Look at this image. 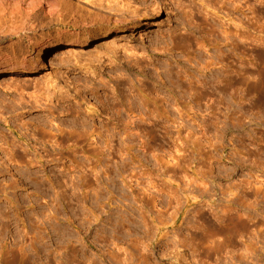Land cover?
<instances>
[{
    "label": "rangeland",
    "instance_id": "374dc122",
    "mask_svg": "<svg viewBox=\"0 0 264 264\" xmlns=\"http://www.w3.org/2000/svg\"><path fill=\"white\" fill-rule=\"evenodd\" d=\"M116 1L0 0V244L23 218L39 264L83 233L57 264L150 240L147 264H264V0Z\"/></svg>",
    "mask_w": 264,
    "mask_h": 264
},
{
    "label": "bare ground",
    "instance_id": "6f19581e",
    "mask_svg": "<svg viewBox=\"0 0 264 264\" xmlns=\"http://www.w3.org/2000/svg\"><path fill=\"white\" fill-rule=\"evenodd\" d=\"M108 1V0H107ZM115 0H113V2H114ZM121 1H123V0H121ZM118 0L115 2L116 4H114V5H117L118 4ZM124 2V1H123ZM122 3V2H121ZM121 3H120V5H121ZM125 4V3H124ZM37 6V4L34 2V1H32V2H28V4H27V10H26V15L27 16H32V14H33V12L35 11V7ZM47 8H49L48 9V11H49V13H53V12H57L56 11V9H58V5L56 4V2L55 3H51V2H49V1H47ZM120 10V11H119ZM119 10L117 9V13H119V14H117L118 16H121V17H119L118 19L117 18H114L115 19V22H121V23H123L124 21H126V18L124 17V14H122V13H124L126 10H125V7L123 6V5H121V7L119 8ZM153 10H155V8L153 9ZM157 10V9H156ZM155 10V11H156ZM154 12V11H153ZM57 14H58V12H57ZM134 14V13H133ZM133 17H135L134 15H133ZM51 26V25H50ZM18 31H20L19 33H18ZM27 31H28V28L27 27H23V28H20L19 30H15L14 32L12 31V32H10V34H8V35H10L9 36V38L10 39H13L14 37H17L18 35H24V34H26L27 33ZM18 33V34H17ZM17 34V35H16ZM8 38V39H9ZM4 122H7V120L6 119H4ZM2 121L0 120V124L2 125ZM9 127V129L12 131V132H14V133H17V138L18 139H20V140H25L26 142H27V140H26V137H29L31 134H29L28 136H24V133L22 132V133H18V132H21V130L22 129H25V131H27L28 129H30L29 127H27L26 126V123H25V125L24 124H20V125H16V126H8ZM37 127V126H36ZM36 127H34V128H36ZM44 127V126H43ZM33 127H31V129H32ZM42 128V126L40 127V129ZM44 131L46 130L45 128L43 129ZM28 131H30V130H28ZM27 131V132H28ZM43 132V131H42ZM46 132V131H45ZM32 136V135H31ZM1 137V136H0ZM6 138V137H5ZM32 138H34V137H32ZM4 139V136H3V138H2V140ZM7 139V138H6ZM16 139V138H15ZM30 139V138H29ZM37 139V138H36ZM36 139H34V140H36ZM2 140H0V141H2ZM5 140V139H4ZM19 140V141H20ZM5 143H9V144H11L9 141H7V140H5L4 141ZM14 142V141H13ZM16 142V141H15ZM21 142V141H20ZM19 142V143H20ZM35 142V141H34ZM37 142H38V140H37ZM40 142V141H39ZM29 143V142H28ZM4 144V143H3ZM2 144V145H3ZM9 144H8V146H9ZM22 144H23V142H22ZM39 144V143H38ZM42 144V143H41ZM1 145V143H0V150L2 149V147L3 146H5V145H3L2 146ZM17 145V147H18V144H16ZM19 145H21V144H19ZM29 145H32V144H29ZM35 145V144H34ZM34 145H32V146H34ZM40 145V144H39ZM42 146V145H41ZM14 147H16V146H14L13 145V148ZM30 147V146H29ZM36 146H34V148H35ZM31 149H32V147H30ZM41 148V147H40ZM3 149H4V147H3ZM8 149V148H7ZM7 149H6V151H7ZM10 149H11V147H10ZM19 149H21V148H19ZM9 150V149H8ZM22 150H24V149H22ZM21 150V151H22ZM29 150V149H28ZM33 150V149H32ZM12 151V150H11ZM25 151V150H24ZM35 151V150H34ZM5 152V151H4ZM28 152V151H27ZM2 153V152H1ZM4 155H5V153H3ZM13 154H14V152H13ZM23 154H25V152L23 153ZM9 155H11V158H12V154L10 153ZM6 156V155H5ZM28 156V155H27ZM2 157V156H1ZM9 159H11L10 158V156L8 157ZM20 158V157H19ZM41 158V157H40ZM2 159V158H1ZM8 159V160H9ZM31 158H29V160H30ZM5 160V159H4ZM12 160V159H11ZM41 160V159H40ZM25 161L27 162V160H26V157H25ZM5 162V161H4ZM4 162L3 163H0V174H3V172L4 171H11V169H12V167L10 166V165H8V163L7 162H5V163H7V164H4ZM32 162H33V160H32ZM37 162V161H36ZM40 162V161H39ZM21 163V162H20ZM16 164V163H15ZM26 164V163H25ZM12 165V164H11ZM21 166V165H20ZM15 167V166H14ZM17 167V166H16ZM40 167H41V165H40ZM42 167H44L43 166V163H42ZM20 168V167H19ZM16 169H18V168H16ZM17 171V170H16ZM20 174H22V172H20ZM11 175V174H10ZM25 176V175H24ZM20 177V176H19ZM25 178V177H24ZM14 182V181H13ZM13 182H12V184H13ZM2 184V183H1ZM11 184V183H10ZM9 183H4L3 185H2V189H1V192H2V197L6 200V202H8L9 203V201L10 200H12V198H14L13 197V192H12V190H11V187L14 185V184H16V183H14L13 185H10ZM17 186H15L14 188H16ZM0 188H1V186H0ZM13 188V187H12ZM201 194V193H200ZM195 195V199H197L196 197H198V195H199V193H198V195L196 196V194H194ZM194 195H192V197L194 196ZM202 195V194H201ZM94 196H99L98 194L96 195H94ZM189 198V197H188ZM198 201V200H197ZM11 202V201H10ZM197 205V204H196ZM201 205V203L198 201V206H200ZM193 206V205H192ZM195 206V205H194ZM197 206V208L196 207H192V210L196 213V214H199V216H200V214L204 217V214H205V212L203 211V209L202 208H200V207H198ZM165 209H166V207H165ZM185 210H187V209H181V208H179L178 207V209L175 211L176 212V217H175V220H174V222H173V224L171 225V227L170 228H176V227H178V228H181L182 227V225H183V223L184 222H186L185 220H184V214H185ZM189 211V210H188ZM209 211V213H210V225L212 226V235H211V245H210V247H209V250H210V252L211 253H213V254H215L216 253V251H217V248H218V245H219V242H218V238H217V235L220 233V232H222L221 231V227H220V224H221V219H223L222 217H221V215H219L220 213H219V211L217 212V210L216 209H211V212H210V210H208ZM229 211V210H228ZM208 213V212H207ZM228 213V212H227ZM96 217V216H95ZM226 217H227V214H226ZM228 217H229V214H228ZM227 217V218H228ZM186 218V217H185ZM187 219V218H186ZM22 220V232H23V234H20L19 233V236L18 237H15L14 235L13 236H11V237H13L12 238V241H10V243H8V244H6V243H4V244H0V264H39L38 263V260H41V259H43V256L41 255V249L38 247V243L40 242V239H37L39 236H37V238H35V239H33L32 238V240L30 239V241L28 242V238L26 237V231H27V228H28V226H27V224L24 222V219L22 218L21 219ZM89 221V220H88ZM225 221V220H224ZM89 223V222H88ZM91 223V222H90ZM223 223V222H222ZM167 224H164V221H158V224H156V228H157V230L161 233V235H162V233H164L165 232V226H166ZM7 228V227H6ZM9 228V227H8ZM168 230V229H167ZM11 231V230H10ZM15 233V232H14ZM17 233V232H16ZM15 233V234H16ZM85 233H83L82 234V237L80 238L79 237V239H77L76 240V242L75 243H67L66 245H64V246H60L59 245V247H61V249L59 250V251H61L60 252V254L58 255L59 257H56V259L58 258L59 260H58V262L57 263H59V262H61V261H63V260H66V259H68V252L69 251H71V250H74V249H76L77 248V245H79L80 244V247L82 248V247H86V246H88V245H91V244H88L87 243V241L85 240V237L83 236ZM39 235V234H38ZM36 237V236H35ZM165 236H164V234H163V236L161 237V238H164ZM1 240V239H0ZM43 241V240H42ZM69 242V241H68ZM77 242H78V244H77ZM112 243H113V241H111ZM43 243V242H42ZM161 243V242H160ZM61 244V243H60ZM154 243H153V240H150L149 242H146V243H144L143 241L141 242H130V243H127V247L125 248V251H126V253H124V257H119L116 253H114V251H112V252H108L106 255H104V254H102L103 256H105V264H147V258L149 257V250H148V246H150V245H153ZM40 245V244H39ZM94 245V244H93ZM114 245H116V244H114ZM80 248V249H81ZM45 249V248H44ZM79 249V250H80ZM77 250V249H76ZM208 250V251H209ZM80 251H82V250H80ZM43 253V252H42ZM58 253V252H57ZM49 257V255L48 256H46V258H48ZM45 258V259H46ZM54 258V257H53ZM92 261V260H91ZM89 262L88 264H93L92 262ZM54 262L56 263V261H55V259H54ZM56 263V264H57ZM44 264V263H43Z\"/></svg>",
    "mask_w": 264,
    "mask_h": 264
}]
</instances>
